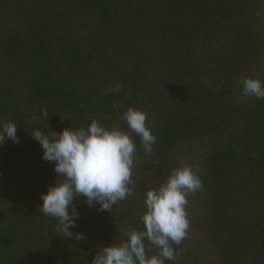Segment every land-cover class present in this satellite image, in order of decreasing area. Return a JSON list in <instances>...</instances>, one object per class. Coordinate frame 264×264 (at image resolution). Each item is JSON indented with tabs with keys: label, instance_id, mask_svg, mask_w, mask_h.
I'll return each mask as SVG.
<instances>
[{
	"label": "trees",
	"instance_id": "1",
	"mask_svg": "<svg viewBox=\"0 0 264 264\" xmlns=\"http://www.w3.org/2000/svg\"><path fill=\"white\" fill-rule=\"evenodd\" d=\"M242 77L264 81V0H0V127L20 138L0 145V264H91L119 229L143 230L147 191L181 161L204 190L177 264H264V99L243 96ZM129 107L157 136L151 156L134 136V195L112 212L77 197L70 231L85 239L64 238L39 213L58 177L31 134L93 119L127 131Z\"/></svg>",
	"mask_w": 264,
	"mask_h": 264
},
{
	"label": "clouds",
	"instance_id": "2",
	"mask_svg": "<svg viewBox=\"0 0 264 264\" xmlns=\"http://www.w3.org/2000/svg\"><path fill=\"white\" fill-rule=\"evenodd\" d=\"M239 84L243 96L264 99V81L242 77ZM122 88L123 85L117 83L106 91L119 93ZM113 108L119 110V105L113 103ZM42 116L49 119L46 108ZM37 118L33 114L31 120ZM61 118L70 119L62 115ZM119 119L126 122L127 131L122 130L119 123L109 128L93 119L87 128H65L50 134L34 130L31 134L44 150L42 159L55 162L58 177L47 194H41L43 204L39 213L55 218L58 221L56 232L64 238L75 235L77 240L85 239L83 234L70 231L80 216L74 204L77 197L84 198L89 207L100 205L98 211L112 212L121 201L134 195V173L139 162L134 136L140 137L146 155L155 152L157 136L151 130L147 112L129 107ZM6 140L20 142L17 125L13 122L0 127V145ZM153 163L159 166L160 161L156 159ZM203 190L198 168L181 161L165 182L147 191V210L140 217L143 230L119 229L125 239L100 249L91 264H166V261L177 264L178 257L185 251L180 246L190 238L189 197ZM153 250L155 254L149 255Z\"/></svg>",
	"mask_w": 264,
	"mask_h": 264
}]
</instances>
